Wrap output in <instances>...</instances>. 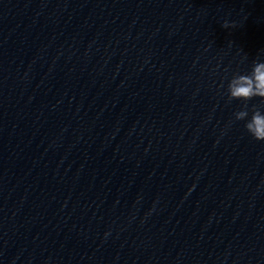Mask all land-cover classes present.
Returning <instances> with one entry per match:
<instances>
[{"label":"clouds","instance_id":"obj_1","mask_svg":"<svg viewBox=\"0 0 264 264\" xmlns=\"http://www.w3.org/2000/svg\"><path fill=\"white\" fill-rule=\"evenodd\" d=\"M224 28H234L236 24L224 21ZM228 100L243 101L240 110L234 113L236 121H245L244 127L255 140L264 141V62H254L252 71L248 74H234L228 83ZM260 98L261 104L249 107L248 102ZM251 116L249 118V113Z\"/></svg>","mask_w":264,"mask_h":264}]
</instances>
